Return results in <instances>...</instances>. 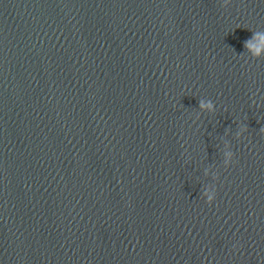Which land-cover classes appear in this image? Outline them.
<instances>
[{
	"label": "water",
	"instance_id": "95a60500",
	"mask_svg": "<svg viewBox=\"0 0 264 264\" xmlns=\"http://www.w3.org/2000/svg\"><path fill=\"white\" fill-rule=\"evenodd\" d=\"M255 31L264 0H0V264H264Z\"/></svg>",
	"mask_w": 264,
	"mask_h": 264
},
{
	"label": "clouds",
	"instance_id": "9594fccd",
	"mask_svg": "<svg viewBox=\"0 0 264 264\" xmlns=\"http://www.w3.org/2000/svg\"><path fill=\"white\" fill-rule=\"evenodd\" d=\"M224 3H227V0H223ZM243 48L248 52V54L252 57H259L261 53H264V31H255L252 32V35L250 38L246 39L243 42ZM253 96H255V93H253ZM264 97H261L259 99H262ZM259 99L254 100V103H257V106H259ZM197 108L201 111H207L212 112L214 110V106L211 100L206 99H199L197 102ZM246 128L243 125H240L237 130L235 131L234 135L239 137L241 133L245 132ZM259 131L264 133V126H261L259 128ZM232 158V152L229 150V147L227 144H225L224 150L222 151V163L227 166ZM203 174L205 176L209 175L208 169L205 168L203 170ZM213 179L215 178V173H212ZM214 193L215 189L211 185H205L200 195L203 197L205 203H210L214 199Z\"/></svg>",
	"mask_w": 264,
	"mask_h": 264
}]
</instances>
